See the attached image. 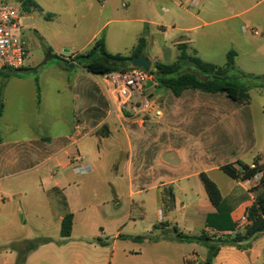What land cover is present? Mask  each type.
Returning <instances> with one entry per match:
<instances>
[{"label":"crops","instance_id":"obj_1","mask_svg":"<svg viewBox=\"0 0 264 264\" xmlns=\"http://www.w3.org/2000/svg\"><path fill=\"white\" fill-rule=\"evenodd\" d=\"M32 1L38 8H22V35H38L46 55L35 60L28 49L25 66L7 71V79L0 77L4 103L0 118V264H16L18 254L11 247L17 237L50 240L32 251L25 264L207 263V249L181 242L175 228L186 235L215 234L205 226L207 215L216 208L200 175L207 173L211 178L224 165L213 166L217 156L210 159L207 151L193 152L188 143L216 133L221 117L204 101L218 95L187 90L176 97L151 81L144 93L157 103L161 118L144 116L131 107L122 109L109 95L104 77L72 62L65 68L55 58L72 61L77 54L88 52L102 34L107 51L120 54L114 48L124 42L127 31L121 26L108 29L121 22L117 1ZM198 1L201 9L193 13L197 20L203 25L217 23L222 9L216 1ZM14 2L22 7L19 0ZM158 4V0H126L121 7L145 15L152 14ZM204 7L206 17L214 20L198 17ZM133 21L153 24L143 17ZM142 29L137 25L132 32L137 40L128 56L145 37ZM193 29L182 28L184 32ZM181 44L188 46V42ZM204 44L213 45L211 41ZM206 109L215 110V117L208 120L198 113ZM78 156L91 167L89 174L74 172L72 162ZM235 181L231 179L223 190L214 182L225 198L236 200L229 196ZM168 186L174 188L175 208L165 214L161 195ZM179 197H190L180 209ZM250 206L246 201L235 208L236 224L246 218ZM154 208L159 212L156 221L149 217ZM68 214L73 215L71 236L62 238V222ZM244 232L236 227L235 232L218 236L230 239ZM261 235L242 243L249 245L245 250L222 247L211 264H264V244L257 241Z\"/></svg>","mask_w":264,"mask_h":264},{"label":"rangeland","instance_id":"obj_2","mask_svg":"<svg viewBox=\"0 0 264 264\" xmlns=\"http://www.w3.org/2000/svg\"><path fill=\"white\" fill-rule=\"evenodd\" d=\"M116 1L119 10L117 19L121 22L108 26V29L111 31L114 27L121 26L127 31L124 42L117 43V47L114 48L123 56H128L132 46L136 43L137 37L135 34L133 36L132 32L139 25L140 28L143 27L142 30L145 31V37L148 40L145 55L151 62V69L156 62L174 63L180 54L178 45L188 42L190 54L218 66L226 64L228 51L234 49L238 53L236 65L239 69L251 75H264V0H208V2L212 1L211 3L216 1L218 7L222 9V13L215 19L219 21L210 25H203L194 15L199 13L201 6L199 8L181 6L180 0H176V4L168 0H158L159 4L155 6L152 14L145 15H138L131 11L126 12V8L121 7V4L126 0ZM1 3L15 4L14 0H2ZM21 10L24 16L22 7ZM204 10L205 7L198 17H202L204 20L206 18L205 21L208 22L214 20L209 16L206 17ZM138 17L149 18L153 24H137L133 20ZM188 27H194V29L191 32L182 30V28ZM245 27L257 30L260 35H253L250 30L244 32ZM101 37L105 38L104 34ZM23 38L28 44L27 50H30V54L35 60L45 57L47 49L38 35L32 37L27 34ZM205 41H211L213 45L204 46ZM196 50L201 53H197ZM250 96L249 105H238L223 95L212 96L209 100L204 101L206 104L209 103L212 108H216L217 112L206 109L198 111V113L210 120L215 117L216 112L217 116L221 117V122L216 127L217 131L214 135L202 136L206 140L188 143L193 152L197 149L201 153L207 151L210 159H212V155L217 156L213 166L233 164L238 170H241L245 165L258 163L264 171V88L253 87ZM166 98L164 97L160 102L162 103ZM161 107L163 106L161 105ZM210 176L221 190L231 181L222 171L212 173ZM230 188H228L229 191ZM231 195H234L238 201L236 207L246 201L251 202V205L258 203L262 206L264 204V176L261 183L252 189L235 181L229 196ZM189 198L186 200V197H179L178 209L182 207V202L188 203ZM149 217L156 221L159 218L158 209H150ZM259 239L257 240L258 245H263L264 234ZM36 240L38 239L17 237L14 242L19 244ZM129 245L131 246V244ZM223 247H230V245Z\"/></svg>","mask_w":264,"mask_h":264},{"label":"trees","instance_id":"obj_3","mask_svg":"<svg viewBox=\"0 0 264 264\" xmlns=\"http://www.w3.org/2000/svg\"><path fill=\"white\" fill-rule=\"evenodd\" d=\"M23 9L38 8L32 0H19ZM147 46L145 37H141L130 56L111 54L107 51L104 37L97 39L90 50L86 53L77 54L72 61L63 57L55 56L61 64L68 68L72 63L85 69L87 72L105 77L115 72H127L134 68L132 61L144 55ZM180 51L177 60L172 64L156 62L149 70L152 75V82L158 88L171 91L176 97H180L185 91L193 90L210 95H223L239 105H249L251 102L250 91L253 87L264 88V75L256 76L245 73L236 65L237 52L231 49L227 54V61L224 66H218L205 62L196 55L188 52L186 44H179ZM7 71L0 70V77L8 78ZM38 99L40 98V88L37 85ZM4 103L2 100V89L0 91V118L2 117ZM257 165L256 169H251L245 165L238 170L234 165L228 164L221 167V170L231 179L244 182L252 178L262 168ZM208 198L216 208L215 213L207 215L206 228L214 231L210 235L203 231L200 235H186L176 231V238L181 242L196 243L207 249V263H212L224 245H230L245 250L249 245L242 243L256 239L264 233V204H252L246 210V219L249 221L244 233H236L233 238L223 239L218 234L235 232L237 224L234 222L232 214L238 201L225 198L218 185L208 176L207 173L200 175ZM163 213L168 214L175 208V192L172 186L165 187L161 195ZM73 225V215L68 214L62 222L61 237L69 238ZM142 239V238H139ZM48 239H38L36 241H25L11 247L18 254L16 264H25L28 255L41 245L49 243ZM100 242V241H99Z\"/></svg>","mask_w":264,"mask_h":264},{"label":"built area","instance_id":"obj_4","mask_svg":"<svg viewBox=\"0 0 264 264\" xmlns=\"http://www.w3.org/2000/svg\"><path fill=\"white\" fill-rule=\"evenodd\" d=\"M104 1V0H102ZM188 8H199L198 0H183ZM22 10L20 5L0 4V70H20L25 66L28 58V50L23 38ZM244 32L252 31V34L259 36L257 30L245 27ZM108 87L109 95L112 96L122 109L129 107L144 116L153 115L161 118L163 112L158 108L157 103L149 98L144 89L148 82L152 81L149 71L143 69H133L127 72H115L104 77ZM73 170L78 175H86L91 172V167L83 162L78 156L73 162ZM251 169H256V164L249 165ZM264 176V171L257 172L252 178L243 182L249 189L257 187ZM249 221L243 217L237 223L238 230H245Z\"/></svg>","mask_w":264,"mask_h":264},{"label":"water","instance_id":"obj_5","mask_svg":"<svg viewBox=\"0 0 264 264\" xmlns=\"http://www.w3.org/2000/svg\"><path fill=\"white\" fill-rule=\"evenodd\" d=\"M132 64L134 68H139L146 71H149L151 69V62L145 56H140L138 58H135L132 61Z\"/></svg>","mask_w":264,"mask_h":264}]
</instances>
